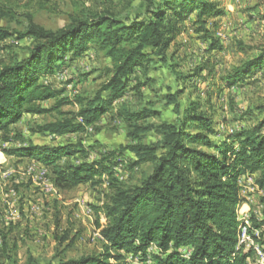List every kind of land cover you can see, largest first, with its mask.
<instances>
[{"label":"trees","instance_id":"1","mask_svg":"<svg viewBox=\"0 0 264 264\" xmlns=\"http://www.w3.org/2000/svg\"><path fill=\"white\" fill-rule=\"evenodd\" d=\"M133 1L139 4L132 17L101 11L73 18L55 33L31 20L23 31L0 29V42L12 37L31 41L22 57L12 54L7 63L0 62V133L6 134L23 114L62 115L60 108L75 103L81 106L77 114L39 127L38 131L55 136L80 134L111 114L133 128V141L139 133H147L150 127L137 124L157 117L156 111L129 112L123 106L114 109V104L124 97L131 83V90L139 92L152 82H141L136 70L145 73L152 63L167 65L169 45L181 34L185 22L191 21L196 32L207 39L209 20L222 16L223 9L216 0ZM90 48L107 58L111 67L105 73L109 78L83 107L79 97L72 101L64 96L65 89L41 82L64 65L67 55H71L69 60H75ZM261 68L264 51L233 69L221 79L219 88L230 89L243 83ZM47 101L54 102L48 109L42 105ZM167 104L174 105L177 120L156 128L161 136L158 147H130L136 159L134 165L152 164L151 172L143 176L138 186L118 187L113 174L115 162L112 168L95 162L59 165L62 158L81 154V150L70 146L2 151L51 167L54 186L59 190L100 184L105 177L104 182L115 192L105 208V225L96 223L103 252L45 264H127L120 252L144 259L152 245L158 253L152 255L150 264H245L247 255L235 249L243 224L238 214L243 198L237 182L241 175L258 174L259 187L264 189V115L251 129L219 139L212 137L213 122L198 102L180 110L177 96L173 95L168 96ZM261 202L264 204V192ZM261 224L253 221L254 228Z\"/></svg>","mask_w":264,"mask_h":264},{"label":"rangeland","instance_id":"2","mask_svg":"<svg viewBox=\"0 0 264 264\" xmlns=\"http://www.w3.org/2000/svg\"><path fill=\"white\" fill-rule=\"evenodd\" d=\"M216 1L223 15L209 20V38L197 33L191 21L185 22L181 34L169 45L167 65L152 63L145 73L136 70L141 82L145 79L152 82L139 92L131 90L134 86L131 83L124 97L114 104V109L123 106L129 112L158 113L157 117L137 124L151 129L145 134L139 133L136 141L131 139L133 128L111 114L104 115L80 134L55 136L38 131L39 127L77 114L81 108L78 103L60 108L62 115L57 112L23 114L16 124L9 126L6 134L0 133V264H45L101 254L104 243L96 223L105 225V208L115 193L104 182L105 177L100 184L94 182L59 190L54 186L51 167L32 158L5 155L3 150L70 146L81 150V154L62 158L59 165L95 162L112 168L113 162L117 163L114 166L121 164L124 178L116 179V183L121 189H127L138 186L152 170L151 163L134 165L136 159L130 147H158L161 136L156 128L177 120L174 105L167 104L168 96H177L180 110L191 102H198L213 122L212 137L222 139L258 124L264 115V68L230 89L219 87L221 79L233 69L264 51V0ZM138 4L133 0H0V29L23 31L31 20L55 33L73 18L101 11L132 17ZM30 43L29 39L17 41L15 37L1 41L0 62L7 63L12 54L22 57ZM70 58L67 55L64 65L41 82L65 89L64 96L72 101L79 97L83 107L109 78L105 73L111 67L110 61L93 48L75 60ZM53 103L47 101L42 105L48 109ZM5 137L10 142H5ZM32 166L36 171L30 174L28 169ZM39 167L46 170V177L38 176ZM252 179L257 190L249 193L250 206L255 210L264 189L259 187L258 174H253ZM249 194L244 191L243 201ZM157 253L152 245L144 259L132 253L119 254L127 264H150L152 255Z\"/></svg>","mask_w":264,"mask_h":264},{"label":"built area","instance_id":"3","mask_svg":"<svg viewBox=\"0 0 264 264\" xmlns=\"http://www.w3.org/2000/svg\"><path fill=\"white\" fill-rule=\"evenodd\" d=\"M113 170L115 178L118 181H122L124 177L121 171V164L114 166ZM35 171V166L29 167L28 169L30 174L34 173ZM46 175V170L39 167L38 176L43 178L46 177ZM252 178L253 175H242L239 177L237 183L240 186L241 195L244 193V191L249 194L253 190H257L255 188V182ZM50 190L54 191L53 187H50ZM251 198L252 196L250 197L249 194L248 197H245V201H243L239 207L238 214L243 224L240 228L235 249L247 255L245 264H264V204L260 202L257 206H255V210H252L250 206V204H252ZM253 221L262 224L259 228H254ZM183 251L188 253L185 249H183Z\"/></svg>","mask_w":264,"mask_h":264}]
</instances>
